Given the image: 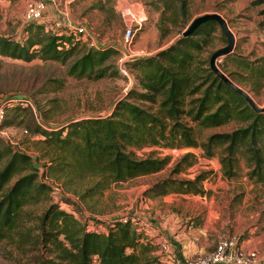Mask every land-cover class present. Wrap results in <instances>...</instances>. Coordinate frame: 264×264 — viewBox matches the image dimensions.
Wrapping results in <instances>:
<instances>
[{"label":"trees","instance_id":"16d2710c","mask_svg":"<svg viewBox=\"0 0 264 264\" xmlns=\"http://www.w3.org/2000/svg\"><path fill=\"white\" fill-rule=\"evenodd\" d=\"M188 4L189 0L155 1L162 36L169 31L167 22L175 26ZM24 22L18 38L0 34L1 55L70 61L67 73L76 77L96 79L116 73V48H97L89 43L82 46L81 38L74 39L76 34L65 27L54 30L44 21ZM217 24L207 20L190 35L179 37L153 54L125 61L128 71L134 70L137 85L117 99L107 115L70 120L58 126L35 117L37 121L30 130L40 135L32 141L38 155L14 149L2 143L0 136V240L17 226V216L26 204L47 201L39 233L33 238L40 252L35 264H141L148 244L141 242L142 232L131 221L116 220L106 232L90 229L87 223L93 217L81 220L76 214L81 211L78 202L63 194L61 198L71 204V209L60 207L53 200L52 186L44 180L50 175L65 189L73 190L71 183L92 176V184L78 193L83 200L113 182L159 171L168 161L167 156H136L133 147H201L202 156L218 157L224 176H235L242 159L249 180L264 183V110L253 108L211 70L208 58L199 57ZM222 39L227 42L226 37ZM220 67L252 96L259 94L264 84V54L249 57L231 51ZM15 98L4 105L1 127L22 122V111H34L27 103L33 99ZM8 109L16 114L10 116ZM228 123H234V127L201 138L196 131ZM194 158L193 152H185L171 172L180 171ZM206 174L200 171L193 178L164 177L145 189L144 195L165 194L171 189L202 192L198 183Z\"/></svg>","mask_w":264,"mask_h":264},{"label":"rangeland","instance_id":"374dc122","mask_svg":"<svg viewBox=\"0 0 264 264\" xmlns=\"http://www.w3.org/2000/svg\"><path fill=\"white\" fill-rule=\"evenodd\" d=\"M26 1L0 0V34L16 38L22 35ZM155 1L46 0L49 14L46 13L45 16L48 14L50 17L49 24L51 19L67 18L72 24L85 27L84 35L76 34L74 37L81 38L82 46L88 45L93 39L96 45L116 48L119 53L113 63L117 71L115 74L96 79L76 77L67 73L70 61L62 63L37 57L24 60L0 54V98L18 95L31 98L35 102V112H21L22 122L0 128L2 143H9L14 149L38 155L39 152L34 148L32 141L40 135L30 130L37 120L58 126L88 116H105L111 112L117 99L137 85L133 69L129 68L128 76L118 70V57L125 51L123 33L127 21L124 12L128 9H140L146 16L130 45L131 50L137 53L136 56L153 54L175 42L193 17L206 12H218L227 20L235 35L233 52L249 57L264 54V0H189L186 13L178 16L175 26L167 22L169 31L163 36L157 27L159 10ZM45 16L42 20L47 23ZM222 36L225 37L217 24L210 33L208 43L202 47L199 57L209 59L213 50L226 43ZM223 58L224 56L218 58L219 66ZM126 65L129 67L127 63ZM252 97L259 106L264 105V84L259 94ZM6 113L10 116L16 114L10 109ZM232 127L234 123L196 131L201 138L210 132ZM132 149L136 156H167L168 161L159 171L113 182L102 192L88 195L83 200L78 193L81 194L92 184V176L71 183L73 190L65 189L60 180L50 175H46L44 179L52 185L54 198L61 199L62 194L75 197L81 207V211L76 214L81 220H85L87 216L126 214L134 215L141 223H156L159 227L162 219L159 215L154 218L153 207L163 205L161 211L168 208L171 212H182L179 215L178 229H187L189 225H192V228L196 225L202 228L198 232L207 237L208 251L214 248L218 239L235 234L240 243L245 241L244 247H255L264 263V183H253L249 180L246 174L248 167L244 160H240V167L235 176L226 177L222 173L218 157L202 156L201 147L146 145ZM187 151L195 154V161L172 173L175 162ZM42 169L43 166H40V171ZM200 171H207L206 178L198 183L204 190L202 192L171 189L165 196L144 195L145 189L157 180L167 176L177 179L193 178ZM154 198L157 203L151 206ZM186 200L188 204L185 203ZM47 203L26 204L20 211L17 226L0 240V264H35L40 252L33 244V238L39 233L40 216ZM188 215L185 226V217ZM161 232L168 238L170 245V238H175L174 235L178 233L175 229L167 228H162ZM146 244L148 245L145 246L141 264H172V260H167L166 256L158 255L157 244L150 241Z\"/></svg>","mask_w":264,"mask_h":264},{"label":"built area","instance_id":"2783aa9c","mask_svg":"<svg viewBox=\"0 0 264 264\" xmlns=\"http://www.w3.org/2000/svg\"><path fill=\"white\" fill-rule=\"evenodd\" d=\"M46 8V0H27L23 11V20L43 21L42 18L45 16ZM124 17H126L125 19L127 21L123 33V43L125 51L121 52L120 56L118 57V68L123 74L128 76V68L126 67L125 61L137 55L135 51L131 50L130 45L137 30H139V28L141 27L142 21L146 19V16L143 14V12L140 11V9L133 11L128 9V11L124 12ZM50 24V27L54 30H59V28L65 27L68 30L73 31L75 34L79 35H84L86 32L84 26H82L81 24H72L71 20L67 18L65 22H62L58 19H53ZM89 45L97 48L100 47L99 45H96V43H94L93 39L89 41ZM15 99V96L0 98V123L1 119L4 116V105L6 101ZM27 103L35 111L33 101L28 100ZM43 126L45 125L43 124ZM44 180L46 181V179ZM65 196H69L71 199L77 202V200H75V197H73L72 195L68 194ZM53 200L59 202L60 207H63L67 210L71 209V204L66 203L62 198L58 199L56 197L54 198L53 196ZM116 220L122 222L131 221L136 229L142 232L143 237H141V240H144L146 242L150 241L151 243L157 244L156 250L158 251V255L166 256L167 260H172V264H264L258 251L255 248H246L241 245L239 242V237H237V235L235 234L218 239L214 248L210 251L195 253L185 257L183 261H180L172 251L168 238L157 228L153 229L155 230V232L152 237H149L147 235L144 236V234L147 233V226L150 224H148L147 222L146 224L143 221L142 223L139 222L134 217V215L122 214L108 215L106 217L96 215L95 217L89 219L87 227L95 231L106 232L108 230V226Z\"/></svg>","mask_w":264,"mask_h":264},{"label":"crops","instance_id":"0c3cea01","mask_svg":"<svg viewBox=\"0 0 264 264\" xmlns=\"http://www.w3.org/2000/svg\"><path fill=\"white\" fill-rule=\"evenodd\" d=\"M48 4H47V8L45 11V14L48 13L49 14V10H48ZM48 14L45 16L47 18V23L49 22V16ZM56 19V18H55ZM53 20V19H51ZM62 22L66 21V18H62L61 19ZM49 24V23H48ZM49 26H51V24H49ZM162 195H167V194H160V195H155L152 197H159ZM156 198H154V200L152 201L151 206H154V203H157V200H155ZM186 204H188V201H185ZM164 207L163 205L160 206H154L153 207V211H154V218L156 217V215H159L160 218L162 219L160 221V225L159 227L162 228H167L169 230H177L178 233H176L174 236L175 238H170L171 240V249L174 252V254L176 255V257L180 260L183 261L185 257L190 256L192 254L195 253H199V252H206L208 251V249H206L207 247V237L205 235H202L201 233H199L198 231H201V227L196 225L195 227L192 228V225H189L187 229H185V227L178 229V227H180L179 224V220L180 217L179 215L182 214L178 213V212H171L170 209L168 208H164L162 211L160 210ZM187 207V205H186ZM145 217V216H144ZM189 217L186 216L185 217V222L187 226V218ZM147 219V218H146ZM156 222V221H155ZM205 223V221H204ZM149 224V223H148ZM156 223H154L153 225H148L147 226V233L144 234L149 236L150 234L153 235L155 230H153L154 228H157L161 231V229L155 225ZM200 225V224H199ZM201 228V229H200ZM164 230V229H163ZM142 243H146V241L141 240ZM245 241H243L244 243ZM243 243L241 242L240 244L243 245ZM246 248H255V247H246ZM157 251V250H156Z\"/></svg>","mask_w":264,"mask_h":264},{"label":"water","instance_id":"95a60500","mask_svg":"<svg viewBox=\"0 0 264 264\" xmlns=\"http://www.w3.org/2000/svg\"><path fill=\"white\" fill-rule=\"evenodd\" d=\"M215 20L222 33L225 35L227 42L226 44L216 48L213 50L209 56V66L212 71H214L222 80H224L230 87L234 90L241 93L245 99L252 105L256 110H264V105L259 106L252 95L242 86L237 84L234 80H232L227 73H225L221 67L218 65V58L221 56H225L226 54L233 51L235 46V35L228 25L227 20L218 12H206L200 15L193 17L186 27L182 30L181 36H188L194 32V30L203 22L207 20Z\"/></svg>","mask_w":264,"mask_h":264}]
</instances>
